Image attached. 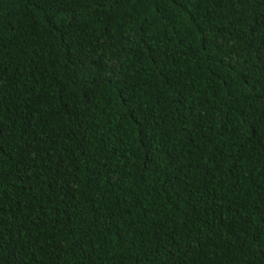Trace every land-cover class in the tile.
<instances>
[{"label": "trees", "instance_id": "16d2710c", "mask_svg": "<svg viewBox=\"0 0 264 264\" xmlns=\"http://www.w3.org/2000/svg\"><path fill=\"white\" fill-rule=\"evenodd\" d=\"M0 264H264V0H0Z\"/></svg>", "mask_w": 264, "mask_h": 264}]
</instances>
